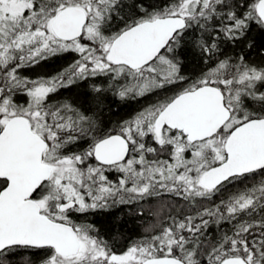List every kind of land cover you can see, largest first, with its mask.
<instances>
[{"label":"snow or ice","instance_id":"1","mask_svg":"<svg viewBox=\"0 0 264 264\" xmlns=\"http://www.w3.org/2000/svg\"><path fill=\"white\" fill-rule=\"evenodd\" d=\"M0 264H264V0H0Z\"/></svg>","mask_w":264,"mask_h":264}]
</instances>
